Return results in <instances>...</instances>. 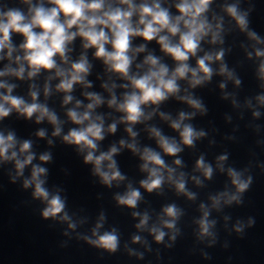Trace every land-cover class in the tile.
<instances>
[{
	"label": "water",
	"instance_id": "water-1",
	"mask_svg": "<svg viewBox=\"0 0 264 264\" xmlns=\"http://www.w3.org/2000/svg\"><path fill=\"white\" fill-rule=\"evenodd\" d=\"M32 2L52 7L47 0ZM140 2L135 0L137 4ZM178 2L160 0L161 7L167 8L172 16L179 15L175 8ZM233 4L237 5L239 12L247 13L245 31L226 11ZM10 8L27 12L28 6L21 0H0V10ZM204 16L213 31H217L219 25V39L210 43L209 33L201 41L197 56L190 58L188 63L195 67L197 58L205 53L215 55L222 51L221 60L209 62L213 70L211 78L194 88L187 79L178 80L180 91L158 105H142L144 116L134 125L123 122L125 113L108 105L113 95L118 105L126 93L133 91L129 81L109 71L101 59L95 58L94 48L85 50L80 37L68 45L71 49L67 53L68 63L61 62L58 56L55 59L59 67L68 69L84 54L91 66L85 83L91 86L75 84L72 92L66 94L57 90L60 78L55 75V69L41 70L37 76L28 77L29 69L22 59L24 52L19 47L23 37L12 35L15 51L11 59L7 58L6 49L0 53L5 57L0 59V71L6 66L18 69L20 65L16 63V57L19 56L20 63L25 65L24 78L8 75L0 77V82L14 85L11 95L22 97L27 103L33 102L30 91H36L35 102L45 105L57 116L61 132L54 136L55 126L47 118L37 123L38 114L27 119L13 110L0 120V133L5 136L13 133L17 141L9 155L16 151L17 158L21 160L28 154L34 156L32 163L19 176L14 160H0V264H264V103L259 99L264 96V74L261 72L264 57L256 56L257 50L264 51V0H212ZM136 19L138 17L134 16L133 20ZM248 32L256 33L259 42ZM142 43H145L142 39L133 38L132 47ZM106 47L111 50L110 45ZM148 54L158 57L168 66L170 73L174 70V61L153 41L147 44L144 52L136 54L130 75H143L147 71V65L141 68L137 65L142 64ZM221 65L227 69L223 74L220 73ZM46 83L49 88L47 95L44 93ZM105 84L107 88L103 87ZM86 93L97 94L103 101L91 112L93 119L97 116L102 118L104 128V139L96 142L95 155L107 153L113 146L118 149L113 159L124 179L113 180L111 186L102 183L100 176L94 174L93 164L84 163L88 149L81 152L76 145L63 140L70 130L88 123L76 125L67 115L69 109L79 113L86 111L91 103ZM0 94H6V89H0ZM65 95L73 98L68 104L64 103ZM178 97L200 101L202 110ZM77 101L80 102L79 107ZM180 113L189 117L182 121L181 130L184 125H191L196 132L204 133L194 139L192 146L184 145L180 132L171 127ZM113 123L116 130L110 132L108 128ZM128 127L136 133L134 137L126 131ZM153 128L174 139L182 151L176 156L164 154L157 138L151 134ZM41 130L45 133L43 137L37 135ZM24 141H30L31 148L28 153L20 154V144ZM121 141H124L123 145ZM133 143L139 151L134 152L128 147ZM145 148L159 152L166 165L161 169L164 176L162 185L152 192L141 186V181L149 176L141 168L145 163L141 159ZM46 153L50 160L41 161L40 156ZM222 156L227 158L221 160ZM201 157L206 165L211 166V177H206L203 170L197 168ZM177 159L181 161L179 165L174 163ZM107 165L108 161L102 163L103 171H109ZM34 166L46 169L40 177L45 181L43 186L50 195L58 194L64 201V213L61 215L66 213L67 221L59 216L42 218L47 202L33 196L34 186H23L25 179H31ZM168 168L174 171L169 173ZM229 169L240 173L244 180L251 177L252 182L246 191L237 192ZM181 174L185 184L183 192L176 188ZM130 189L141 194L135 208L122 205L117 199ZM232 195H238L241 202L226 203ZM215 197H219L216 206ZM168 206H175L177 217L165 214L164 209ZM205 212L212 224L210 235H202L200 221ZM145 215L148 216L147 224L138 228ZM173 219L172 229L164 226V221ZM69 224L75 227L69 228ZM241 226L242 231L237 232L236 228ZM153 227L165 233L163 241L155 240L151 232ZM94 230L96 235H93ZM113 231L118 237L115 252L88 242ZM136 236L140 237L138 242L133 241Z\"/></svg>",
	"mask_w": 264,
	"mask_h": 264
},
{
	"label": "clouds",
	"instance_id": "clouds-1",
	"mask_svg": "<svg viewBox=\"0 0 264 264\" xmlns=\"http://www.w3.org/2000/svg\"><path fill=\"white\" fill-rule=\"evenodd\" d=\"M28 6L27 12L20 8H10L6 11L0 10V53L7 50L6 56L11 59L13 51L12 35L18 34L23 37V43L20 44V49L23 50V61L26 62L29 71V78L37 76L41 70L51 71L55 69V75L60 78V83L56 86L58 91L71 93L75 84H84L85 87L91 85L85 83V78L90 70V64L84 54L81 55L77 62L70 65L68 69H63L58 66L55 57H59L63 63H68L67 53L71 51L68 45L77 37L82 40V47L87 50L94 48V57L101 59L108 70L119 74L120 77L129 81L133 91L126 93L122 103L117 105L116 97L113 95L108 101L109 107L116 106L118 111L125 113L122 117L123 122L129 125H134L141 121L144 116L142 105H158L160 102L167 100L170 96H175L179 91L178 80L187 79L191 87L201 85L205 80H209L213 74L209 62L213 60H221L223 52H218L215 55L205 53L202 57L197 58L196 66L191 67L188 63L189 59L196 57L200 51L201 41L211 33L210 43H216L219 39V25L217 31L212 30V25L208 23L204 13L207 12L209 4L212 0H179L175 4V8L179 15L172 16L167 8L161 7L160 0H141L139 4L135 0H47L52 7L46 8L43 3L33 4L32 0H21ZM227 13L236 21L242 31L247 30L248 20L247 13L238 11L237 5L233 4L226 8ZM138 19L135 21L133 17ZM37 29L39 31H37ZM75 29V30H73ZM248 35L259 42L256 33L248 32ZM140 38L145 43L138 47H132L133 38ZM178 37V39H174ZM155 41L160 50L175 63L174 70L169 71L167 65L160 62L158 57L148 54L142 64H138L137 68L147 65V71L143 75H130V66L135 59L136 54L146 50L147 44ZM111 46V50L106 47ZM131 53V55H130ZM257 57H264V51L257 50ZM0 56V59H4ZM21 57H16V63L20 66L18 69H13L6 66L3 71H0V77L12 75L19 79L24 78L25 65L20 63ZM227 71L224 65H221L220 73ZM261 72L264 74V64L261 65ZM190 74V79H189ZM231 74L229 73V76ZM239 83V81H237ZM14 85H9L0 82V89H6V94H0V120L10 115L15 110L20 115L27 119H31L36 115V122L39 123L45 118L55 126L53 135H59L61 132L58 126L57 116L50 112L43 105L36 103L38 93L30 91L32 103H27L22 97L11 95ZM103 87L107 88L105 84ZM112 87H115L113 85ZM128 87V85H123ZM223 87V85H221ZM111 91V89H109ZM49 88L47 83L44 87V93L47 95ZM87 98L91 101L87 105L86 111L79 113L76 110L69 109L67 115L69 119L76 125H87L84 127L72 129L63 137L66 143L76 145L78 150L83 152L88 149L84 157V163L94 165V174L99 175L102 183L111 186L113 180H123L124 177L117 169L116 162L113 156L118 152V149L113 146L107 153L95 155L97 149V141L104 139L103 120L100 116L92 118V110L103 103L101 97L94 93H86ZM185 100L192 107L201 109L200 101L191 97H178ZM71 95H65L64 103L68 104L72 100ZM264 103V96L259 97ZM80 102L77 101V107ZM255 115H258L256 113ZM147 118V117H145ZM165 119L169 117L165 116ZM189 118L186 114L180 113L179 119L172 121L171 127L180 132L182 143L187 146H192L194 139L203 136V132H196L191 125H184L181 130L183 120ZM116 124L109 126L108 131L115 132ZM126 131L135 136L132 127H128ZM152 136L157 138V143L163 153L169 156H176L182 151L174 139L163 136L160 131L153 128L150 130ZM43 137L44 131L37 133ZM16 139L13 133L7 136L0 133V160L15 161L17 176L23 175L24 168L32 163L34 156L28 154L23 160L18 159L16 151H9L16 146ZM121 145L124 141L120 142ZM134 152L139 151L135 144H129ZM31 148L30 141H24L20 144L19 153H28ZM227 157H220L221 160ZM141 159L145 161L141 165L142 170L147 171L149 176L141 181V186L148 192L158 189L163 181L164 176L161 174V169L165 168V162L159 152L145 148ZM40 160L47 162L50 160L49 154L40 156ZM108 161L109 171L102 170V163ZM179 165V159L174 161ZM152 165V167H149ZM197 168L202 169L206 177H211L212 168L206 165L203 157L197 161ZM174 169L168 168V172H173ZM46 172L45 168L34 166L32 168L31 179H25L24 188L34 186L33 196L47 202V206L42 211V218H56L67 221L69 217L64 213L65 203L58 194L50 195L49 191L43 186L45 181L40 177ZM229 175L232 178V184L236 187L238 193L246 191L251 184V177L247 180L241 178V174L235 170L229 169ZM176 182L178 191L185 190V184L182 179ZM15 179V178H13ZM171 179V176H169ZM141 194L138 190L130 189L124 196H118V202L126 205L129 208H135ZM214 206L219 204V197H215ZM233 201L241 202L238 195H232L225 201L232 203ZM203 207V206H202ZM168 217L175 218L178 211L175 206H168L164 209ZM134 216L137 213H133ZM208 213H204V218L200 221L202 235H210L209 228L212 224L207 220ZM102 219V218H101ZM148 221V216L141 218L138 228H143ZM164 226L172 229L174 227V219L164 221ZM251 223V221H250ZM74 224H69V228H74ZM100 227L99 224L96 226ZM237 232L242 231V226L236 228ZM157 242L164 239L165 233L157 227L151 229ZM93 235H96L95 230ZM174 239V237H173ZM140 237L133 238L134 242H138ZM90 244L96 247L106 249L110 252H115L118 246V237L115 232H105L98 236L95 240H89Z\"/></svg>",
	"mask_w": 264,
	"mask_h": 264
}]
</instances>
